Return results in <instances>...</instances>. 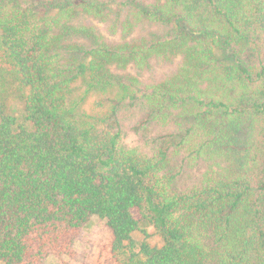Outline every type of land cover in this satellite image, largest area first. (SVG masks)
Returning a JSON list of instances; mask_svg holds the SVG:
<instances>
[{
  "label": "trees",
  "instance_id": "1",
  "mask_svg": "<svg viewBox=\"0 0 264 264\" xmlns=\"http://www.w3.org/2000/svg\"><path fill=\"white\" fill-rule=\"evenodd\" d=\"M0 72L28 91L24 123L0 99V263L73 259L95 216L120 264H264V0H0ZM81 78L121 93L91 122Z\"/></svg>",
  "mask_w": 264,
  "mask_h": 264
},
{
  "label": "rangeland",
  "instance_id": "2",
  "mask_svg": "<svg viewBox=\"0 0 264 264\" xmlns=\"http://www.w3.org/2000/svg\"><path fill=\"white\" fill-rule=\"evenodd\" d=\"M218 59L224 60V52H215ZM87 78H81L72 85L69 104H74V113L80 121L91 122L101 118L108 112V98L118 96V89L87 90ZM27 89L20 87L13 76L0 72V99L4 102L6 112L16 118L18 123H24L25 96ZM121 94V93H120ZM133 238L140 242L145 240L152 246H160L162 240L150 226H143L142 232H136ZM111 234L105 220L91 217L89 222L79 232L74 244L75 256L56 258L49 256L41 264H120L123 255L115 260L111 254ZM3 264V263H0Z\"/></svg>",
  "mask_w": 264,
  "mask_h": 264
}]
</instances>
